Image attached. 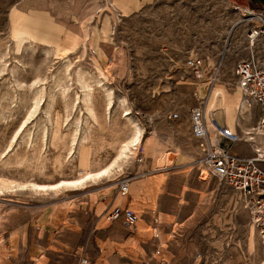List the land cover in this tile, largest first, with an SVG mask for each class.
<instances>
[{
	"label": "rangeland",
	"instance_id": "1",
	"mask_svg": "<svg viewBox=\"0 0 264 264\" xmlns=\"http://www.w3.org/2000/svg\"><path fill=\"white\" fill-rule=\"evenodd\" d=\"M17 2L0 0V226L19 210L54 205L65 206L69 222L80 221L74 216L90 211L96 199L115 194L116 185L121 192L119 182L130 183L146 158L142 139L116 171L93 180L88 176L110 165L130 141L133 124L126 113L144 135L166 123L182 132L178 122L192 125V110L204 108L196 90L202 81L194 83L183 66L189 55H201L221 69L223 128L230 124L235 132L234 138L223 135V144L240 155L253 154L254 146L263 144L264 131L250 138L244 127L251 118H257V126L261 107L246 99L233 71L251 54L247 23L235 5L251 7L253 0H152L110 23L100 13L96 20L108 21L99 43L105 53H98L96 40L89 41L70 56L68 71L65 57L13 35L11 12ZM254 49L262 56L264 40ZM79 68L93 89L95 118L83 102ZM213 87L206 88L212 92ZM225 109L233 111L232 119ZM173 113L178 116L170 117ZM161 157L174 160L168 151ZM205 168L201 160L205 191L170 198L175 216L166 222L162 240L156 234V254L164 264H264L260 231L244 210L226 213L228 187L208 168L204 174Z\"/></svg>",
	"mask_w": 264,
	"mask_h": 264
},
{
	"label": "crops",
	"instance_id": "2",
	"mask_svg": "<svg viewBox=\"0 0 264 264\" xmlns=\"http://www.w3.org/2000/svg\"><path fill=\"white\" fill-rule=\"evenodd\" d=\"M151 1L18 0L11 12V31L18 39L46 47L60 57L71 56L84 44L96 40L97 51L103 56L105 51L99 49V43L105 40L100 36L108 28V21L139 12ZM100 13L108 15L107 23L96 20ZM220 75L212 92L201 82L196 90L205 101L203 109L210 137L213 142L223 144L226 101ZM225 111L232 119L233 111ZM256 122L257 118L247 120L245 130ZM178 123L185 127L182 132L166 123L144 134L146 158L137 166L128 191L121 193L116 185L115 194L107 192L92 203L90 211L74 216L80 221L69 222L63 205L23 209L9 216L0 226V264H78L76 251L88 256L89 264H164L155 252V240L156 234L162 240V235L168 232L166 222L175 216L170 198L176 201L179 195L206 190V181L199 173L203 157L200 141L186 119ZM227 128L235 134L230 124ZM241 149H247L246 153L250 150L245 145ZM166 151L174 154V160L159 165V158ZM115 205L137 211L135 229L123 222V215L116 219L109 217Z\"/></svg>",
	"mask_w": 264,
	"mask_h": 264
},
{
	"label": "built area",
	"instance_id": "3",
	"mask_svg": "<svg viewBox=\"0 0 264 264\" xmlns=\"http://www.w3.org/2000/svg\"><path fill=\"white\" fill-rule=\"evenodd\" d=\"M235 8L240 10L242 18L247 23L246 35L251 46V54L248 58L236 62L234 74L246 99H252L260 105L262 111V117L257 126H253L247 133L250 138H253L264 129V54L261 56L254 49L259 41L264 40V5L251 7L235 5ZM183 66L196 78L194 83L204 79L202 83L208 88L213 87L220 70L218 65L210 67L205 57L198 54L189 55ZM169 116L176 117L178 113ZM191 121L193 133L200 141L202 164L228 187L226 213L234 215L241 210L247 212L251 222L258 228L264 239V142L254 146L253 154L240 155L227 145L212 141L202 107L197 106L192 110ZM227 129L224 130L227 131ZM222 134L226 135L223 132ZM139 159H143L141 154ZM119 186L120 191L126 193L129 189V179L121 180ZM221 213L223 214V200ZM121 215H123V222L130 229H135L139 219L137 212L129 207L115 205L109 217L116 219ZM77 254L78 264L90 263V258L84 253L77 251Z\"/></svg>",
	"mask_w": 264,
	"mask_h": 264
},
{
	"label": "bare ground",
	"instance_id": "4",
	"mask_svg": "<svg viewBox=\"0 0 264 264\" xmlns=\"http://www.w3.org/2000/svg\"><path fill=\"white\" fill-rule=\"evenodd\" d=\"M48 53L50 51H47ZM50 55V53H49ZM64 60V63H65V68L64 70L65 71H68L72 66L71 64V60H70V56H67L65 58H62ZM85 72L83 69H77L75 71L76 73V80L78 81V83L81 85L82 89H83V92H84V97H83V102H84V105L86 107V109L90 112V117L91 118H95V114L93 112V109H92V106L90 104V96H91V91L93 89H91L90 85H88V83L86 82V79H85ZM66 73V72H65ZM67 74V73H66ZM64 74V75H66ZM70 76V75H69ZM67 77V76H66ZM68 79V78H67ZM74 89V88H73ZM242 102V101H241ZM244 104V103H243ZM242 104V106H243ZM36 105L38 106L39 103L36 102ZM241 105V103H240ZM36 106V107H37ZM128 110V109H126ZM126 115L128 116V118L132 121V124H133V132H132V136H131V139L130 141L125 144L122 149L120 150V153L118 154V156L115 158V160L113 162L110 163V165H108L105 169H101L100 171L98 170V172L96 173H93V174H89L88 177H90L91 179L92 178H95V177H99V176H102V175H105V174H110L112 173L113 171H116V169H118L120 166H121V163L123 161H125V159L130 155V154H135L136 153V149H137V146L138 144H140L141 142V139H142V136H143V133H144V130L142 129V127L136 122L134 121V119H132L129 115H130V112H127ZM250 129L246 132V133H249ZM264 131V129L262 130ZM223 133H225L227 136H230V137H233V135L235 134H232L231 132L228 131H225L224 128H223ZM249 137L250 135L247 134ZM247 138V137H246ZM250 140V139H249ZM130 157V156H129ZM171 163V160L170 159H166L165 158H162L159 160V165H164V164H170ZM168 166V165H167ZM170 166V165H169ZM95 172V171H94ZM92 173V171H91ZM203 173H207V168H205V170H203ZM87 176V175H86ZM208 176V175H207ZM204 177V176H203ZM206 177V175H205ZM93 180V179H92ZM75 181V180H74ZM79 182V181H78ZM81 182V181H80ZM75 183V182H74ZM25 186V185H24ZM49 186V185H48ZM42 187V186H41Z\"/></svg>",
	"mask_w": 264,
	"mask_h": 264
},
{
	"label": "trees",
	"instance_id": "5",
	"mask_svg": "<svg viewBox=\"0 0 264 264\" xmlns=\"http://www.w3.org/2000/svg\"><path fill=\"white\" fill-rule=\"evenodd\" d=\"M255 2V5L254 6H261L262 4L256 0H253Z\"/></svg>",
	"mask_w": 264,
	"mask_h": 264
},
{
	"label": "water",
	"instance_id": "6",
	"mask_svg": "<svg viewBox=\"0 0 264 264\" xmlns=\"http://www.w3.org/2000/svg\"><path fill=\"white\" fill-rule=\"evenodd\" d=\"M258 2H260L262 5H264V0H256Z\"/></svg>",
	"mask_w": 264,
	"mask_h": 264
}]
</instances>
